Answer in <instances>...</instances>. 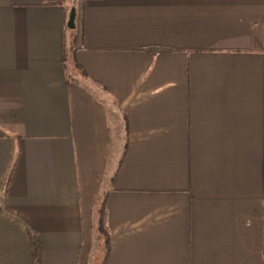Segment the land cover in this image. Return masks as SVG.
Segmentation results:
<instances>
[{
  "label": "crops",
  "instance_id": "crops-1",
  "mask_svg": "<svg viewBox=\"0 0 264 264\" xmlns=\"http://www.w3.org/2000/svg\"><path fill=\"white\" fill-rule=\"evenodd\" d=\"M104 193V264H264V0H0V264H100Z\"/></svg>",
  "mask_w": 264,
  "mask_h": 264
},
{
  "label": "trees",
  "instance_id": "trees-1",
  "mask_svg": "<svg viewBox=\"0 0 264 264\" xmlns=\"http://www.w3.org/2000/svg\"><path fill=\"white\" fill-rule=\"evenodd\" d=\"M105 203H106V194H103V197L100 201L99 207L97 209V225L96 230L98 231V235L101 239V253H100V264H104V261L106 260L107 256V248H108V231L105 226ZM32 238V264H38L39 263V249H40V243L39 239L34 237L33 234H31Z\"/></svg>",
  "mask_w": 264,
  "mask_h": 264
},
{
  "label": "water",
  "instance_id": "water-1",
  "mask_svg": "<svg viewBox=\"0 0 264 264\" xmlns=\"http://www.w3.org/2000/svg\"><path fill=\"white\" fill-rule=\"evenodd\" d=\"M74 16H75V10L74 8L70 9L68 20H67V27L73 28L74 27Z\"/></svg>",
  "mask_w": 264,
  "mask_h": 264
}]
</instances>
